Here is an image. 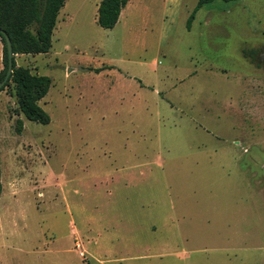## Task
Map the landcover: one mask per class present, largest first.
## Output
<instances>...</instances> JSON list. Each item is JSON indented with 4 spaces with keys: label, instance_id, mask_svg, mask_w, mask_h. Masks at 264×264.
I'll return each mask as SVG.
<instances>
[{
    "label": "rangeland",
    "instance_id": "obj_1",
    "mask_svg": "<svg viewBox=\"0 0 264 264\" xmlns=\"http://www.w3.org/2000/svg\"><path fill=\"white\" fill-rule=\"evenodd\" d=\"M98 1L14 56L47 124L0 90V264H264V0Z\"/></svg>",
    "mask_w": 264,
    "mask_h": 264
},
{
    "label": "trees",
    "instance_id": "obj_2",
    "mask_svg": "<svg viewBox=\"0 0 264 264\" xmlns=\"http://www.w3.org/2000/svg\"><path fill=\"white\" fill-rule=\"evenodd\" d=\"M65 0H0V30H3L11 45L12 68L3 86L12 83L17 110L27 120L40 124L49 122L48 114L38 105L37 101L45 95L50 84L47 76L33 74L28 68L16 65L14 56L17 54L45 53L50 47V35L55 25L56 15ZM128 0H99L96 8L95 23L109 29L116 23L120 10ZM213 0H196L188 14L185 26L190 27L194 12L203 4ZM232 1V0H222ZM2 80L7 56L5 41L0 33ZM22 128L20 119H16L14 130L19 133Z\"/></svg>",
    "mask_w": 264,
    "mask_h": 264
},
{
    "label": "water",
    "instance_id": "obj_3",
    "mask_svg": "<svg viewBox=\"0 0 264 264\" xmlns=\"http://www.w3.org/2000/svg\"><path fill=\"white\" fill-rule=\"evenodd\" d=\"M0 33L4 37L5 48H6V56H7L6 70H5V73H4V76H3L2 80H0V87H1V86H3V84L5 83V81L8 79V77L10 75L11 68H12V56H13V53L11 51L10 41H9L6 33L3 30H0Z\"/></svg>",
    "mask_w": 264,
    "mask_h": 264
},
{
    "label": "crops",
    "instance_id": "obj_4",
    "mask_svg": "<svg viewBox=\"0 0 264 264\" xmlns=\"http://www.w3.org/2000/svg\"><path fill=\"white\" fill-rule=\"evenodd\" d=\"M213 1H214V0H213ZM232 1H233V0H232ZM98 2H99V1H98ZM195 2H196V1H195ZM211 2H212V1H211ZM208 3H209V2H208ZM94 4H95V3H94ZM97 4H98V3H97ZM97 4H95L96 8H97ZM194 4H195V3H194ZM205 4H206V3H205ZM203 5H204V4H203ZM63 6H64V4L62 5V7H63ZM193 6H194V5H193ZM62 7L59 9V11L62 10ZM200 7H201V6H200ZM200 7H199V8H200ZM199 8H198V9H199ZM198 9H197V10H198ZM197 10H196V11H197ZM59 11H58V13H57V15H56V18H57V16L59 15ZM196 11H195V12H196ZM120 12H121V11H120ZM120 12H119V13H120ZM195 12H194V13H195ZM95 15H96V14H95ZM191 21H192V20H191ZM257 28H258V27H257ZM258 29H259V28H258ZM263 56H264V55H263Z\"/></svg>",
    "mask_w": 264,
    "mask_h": 264
}]
</instances>
